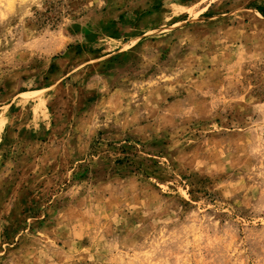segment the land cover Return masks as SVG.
<instances>
[{"label": "rangeland", "instance_id": "obj_1", "mask_svg": "<svg viewBox=\"0 0 264 264\" xmlns=\"http://www.w3.org/2000/svg\"><path fill=\"white\" fill-rule=\"evenodd\" d=\"M211 1L0 0V264H264V0Z\"/></svg>", "mask_w": 264, "mask_h": 264}, {"label": "crops", "instance_id": "obj_2", "mask_svg": "<svg viewBox=\"0 0 264 264\" xmlns=\"http://www.w3.org/2000/svg\"><path fill=\"white\" fill-rule=\"evenodd\" d=\"M218 1H220V0H218ZM263 5H264V3H262ZM209 6V7H208ZM228 7V2L227 1H225L224 2V0L223 1H221V4L220 5H217V3L216 2H214V1H211L208 5H207V7L205 8V10L207 9L209 12H214L213 10H216V9H218L217 11H219V10H221V9H223V10H221V11H225V10H227L225 7ZM256 11H258L256 8H254ZM259 12V11H258ZM260 13V12H259Z\"/></svg>", "mask_w": 264, "mask_h": 264}, {"label": "trees", "instance_id": "obj_3", "mask_svg": "<svg viewBox=\"0 0 264 264\" xmlns=\"http://www.w3.org/2000/svg\"><path fill=\"white\" fill-rule=\"evenodd\" d=\"M256 9H257L258 11H260L261 13L264 12V10H263V9H260L259 7H257Z\"/></svg>", "mask_w": 264, "mask_h": 264}]
</instances>
